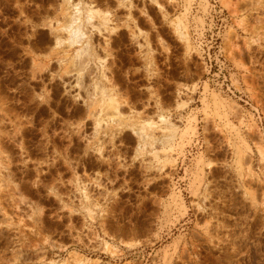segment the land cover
<instances>
[{
    "label": "rangeland",
    "instance_id": "obj_1",
    "mask_svg": "<svg viewBox=\"0 0 264 264\" xmlns=\"http://www.w3.org/2000/svg\"><path fill=\"white\" fill-rule=\"evenodd\" d=\"M0 264H264V0H0Z\"/></svg>",
    "mask_w": 264,
    "mask_h": 264
},
{
    "label": "bare ground",
    "instance_id": "obj_2",
    "mask_svg": "<svg viewBox=\"0 0 264 264\" xmlns=\"http://www.w3.org/2000/svg\"><path fill=\"white\" fill-rule=\"evenodd\" d=\"M68 2H69V0H68ZM74 5V4H73ZM73 10V12L71 13V15H69L68 17H67V19L69 20H67L68 22H67V25L66 26H64L63 27V32L65 31L68 35H67V38H65L66 39V42H68L69 43V46L71 47V46H77V47H80L78 50H77V56H76V58H78V59H81L82 57H83V55L86 53V54H88V52H91V51H89V50H91L90 49V41H89V36H88V34H87V32L85 31V26H86V24H91V23H93V21H94V18H95V11H93V10H87V13H85L84 11H83V9L80 7V4H78V5H74V6H72L71 7ZM70 8V9H71ZM105 24H107L108 22L107 21H109V19H108V17L107 16H105ZM89 27V26H88ZM96 27V26H95ZM101 28V27H100ZM182 28V27H181ZM92 32V31H91ZM183 36H186L187 35V33L186 32H182L181 33ZM90 35V34H89ZM61 37V36H60ZM59 37V38H60ZM66 37V36H65ZM63 41H65V40H59L58 41V45H60V44H62V43H64ZM67 43V44H68ZM63 45V44H62ZM62 47V46H61ZM92 48V47H91ZM94 52V51H93ZM94 54V53H93ZM89 55V54H88ZM88 55H86L87 56V58L89 57ZM82 56V57H81ZM97 56V55H96ZM80 57V58H79ZM84 57H85V55H84ZM92 58V57H91ZM84 59V58H83ZM93 59V58H92ZM91 59V60H92ZM85 60V59H84ZM80 61V60H79ZM88 61V60H87ZM85 63V62H84ZM88 63V62H87ZM89 64V63H88ZM80 65V64H79ZM102 65V64H101ZM88 66V65H87ZM79 67V66H78ZM80 72V71H79ZM82 72V71H81ZM103 90V89H102ZM105 98V97H104ZM113 102V104H114V100H112L111 99V101H110V103H112ZM110 103H108V104H110ZM110 105H112V104H110ZM118 105V104H117ZM114 107V106H113ZM115 108H117L118 109V106L117 107H115ZM165 119V118H164ZM139 121V120H138ZM102 123V121H100L99 120V122H98V126L100 125ZM104 124V123H103ZM108 125H109V123H108ZM139 125V124H138ZM154 124H152V123H148V124H141V126L139 127V130L140 131H142V133H141V136H143V138H147V139H150V134H148V132L147 133H145V130H147L148 128H152V126H153ZM148 131H149V129H148ZM143 141V140H142ZM149 143L147 142V141H144L141 145H140V149H143V148H145V146L146 145H148ZM100 151V150H99ZM83 194H84V197H87V194L85 193V192H83ZM104 244V246H105V248H106V250H110V248L112 247L111 245H110V243H108V242H104L103 243ZM113 253V252H112Z\"/></svg>",
    "mask_w": 264,
    "mask_h": 264
},
{
    "label": "built area",
    "instance_id": "obj_3",
    "mask_svg": "<svg viewBox=\"0 0 264 264\" xmlns=\"http://www.w3.org/2000/svg\"><path fill=\"white\" fill-rule=\"evenodd\" d=\"M216 48H218V45H216ZM219 49H217V51H218Z\"/></svg>",
    "mask_w": 264,
    "mask_h": 264
}]
</instances>
